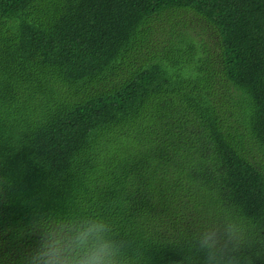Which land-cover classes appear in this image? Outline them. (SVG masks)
Segmentation results:
<instances>
[{
	"label": "trees",
	"instance_id": "trees-1",
	"mask_svg": "<svg viewBox=\"0 0 264 264\" xmlns=\"http://www.w3.org/2000/svg\"><path fill=\"white\" fill-rule=\"evenodd\" d=\"M77 209L139 264H200L204 225L264 264V0H0V264Z\"/></svg>",
	"mask_w": 264,
	"mask_h": 264
},
{
	"label": "clouds",
	"instance_id": "clouds-1",
	"mask_svg": "<svg viewBox=\"0 0 264 264\" xmlns=\"http://www.w3.org/2000/svg\"><path fill=\"white\" fill-rule=\"evenodd\" d=\"M225 230L237 239L239 227L228 222ZM41 241L23 264H139L140 256L107 215L88 211L51 210L37 221ZM200 264H234L219 246L217 228L204 225L193 237Z\"/></svg>",
	"mask_w": 264,
	"mask_h": 264
},
{
	"label": "rangeland",
	"instance_id": "rangeland-1",
	"mask_svg": "<svg viewBox=\"0 0 264 264\" xmlns=\"http://www.w3.org/2000/svg\"><path fill=\"white\" fill-rule=\"evenodd\" d=\"M183 21L187 25V30L192 33L198 41H204L207 43L208 47L211 48V53L216 52V38L212 29L204 19L193 13H190L189 15L183 17Z\"/></svg>",
	"mask_w": 264,
	"mask_h": 264
}]
</instances>
